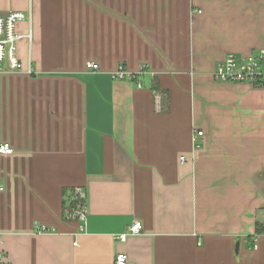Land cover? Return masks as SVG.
<instances>
[{"label": "crops", "instance_id": "crops-1", "mask_svg": "<svg viewBox=\"0 0 264 264\" xmlns=\"http://www.w3.org/2000/svg\"><path fill=\"white\" fill-rule=\"evenodd\" d=\"M10 10L30 16L19 56L34 73L0 71L8 263L264 264V145L224 105L264 87L213 76L264 49V0H0ZM120 65L136 77L115 80ZM77 188L85 221L67 215Z\"/></svg>", "mask_w": 264, "mask_h": 264}, {"label": "built area", "instance_id": "built-area-1", "mask_svg": "<svg viewBox=\"0 0 264 264\" xmlns=\"http://www.w3.org/2000/svg\"><path fill=\"white\" fill-rule=\"evenodd\" d=\"M30 16L21 10H10L6 14L0 12V71L6 72H26L34 73V69L29 66L25 67L19 56V46L23 39L30 42L33 38L32 28L27 33H21L18 26L21 22H25ZM87 68L91 70H99L100 65L97 62H87ZM147 70V65L142 66L141 72ZM216 80L222 82H238L248 83L255 87H264V49L257 54L237 55L230 53L220 62L213 74ZM115 80L134 79L136 74L129 71L125 65H120L112 73ZM138 86L142 87V82H138ZM204 135V131L195 128L193 131V140L197 142L198 138ZM198 147L199 144H196ZM14 148L11 143H0V154H12ZM187 158L181 157V161L185 162ZM4 187L0 185V190ZM73 197L76 201L74 207L68 211V218L72 220L85 221L87 218L88 208L84 201L85 194L82 189L77 188ZM41 231L50 232L46 226H38ZM81 230L83 227L81 226ZM143 231V224L140 220H135L128 228V232L120 234L118 239L126 241L129 235L139 234ZM0 264H10L7 260L6 251L2 246V234L0 233ZM115 264H134L128 258L126 253H117L115 255Z\"/></svg>", "mask_w": 264, "mask_h": 264}, {"label": "rangeland", "instance_id": "rangeland-1", "mask_svg": "<svg viewBox=\"0 0 264 264\" xmlns=\"http://www.w3.org/2000/svg\"><path fill=\"white\" fill-rule=\"evenodd\" d=\"M243 92H230L229 100L224 102V105L228 106V110H226L227 125L237 131L243 130L244 134V129H246L250 133L248 134L250 138L264 145V92L242 94ZM261 152L264 154V151ZM235 158H237L236 153H234V160ZM241 175L243 176L245 173ZM242 183L249 185L248 180ZM249 183L252 187L255 184L254 181H249Z\"/></svg>", "mask_w": 264, "mask_h": 264}, {"label": "water", "instance_id": "water-1", "mask_svg": "<svg viewBox=\"0 0 264 264\" xmlns=\"http://www.w3.org/2000/svg\"><path fill=\"white\" fill-rule=\"evenodd\" d=\"M4 14H6L7 12H3ZM237 249H239V242H237Z\"/></svg>", "mask_w": 264, "mask_h": 264}, {"label": "trees", "instance_id": "trees-1", "mask_svg": "<svg viewBox=\"0 0 264 264\" xmlns=\"http://www.w3.org/2000/svg\"><path fill=\"white\" fill-rule=\"evenodd\" d=\"M76 202H74V204H75Z\"/></svg>", "mask_w": 264, "mask_h": 264}]
</instances>
